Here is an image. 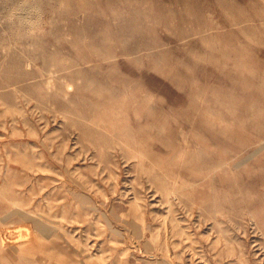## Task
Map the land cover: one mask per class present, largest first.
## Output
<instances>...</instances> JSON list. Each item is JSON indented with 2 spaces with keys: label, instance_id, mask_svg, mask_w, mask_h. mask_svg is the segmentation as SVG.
Returning <instances> with one entry per match:
<instances>
[{
  "label": "rangeland",
  "instance_id": "1",
  "mask_svg": "<svg viewBox=\"0 0 264 264\" xmlns=\"http://www.w3.org/2000/svg\"><path fill=\"white\" fill-rule=\"evenodd\" d=\"M0 264H264V0H0Z\"/></svg>",
  "mask_w": 264,
  "mask_h": 264
},
{
  "label": "bare ground",
  "instance_id": "2",
  "mask_svg": "<svg viewBox=\"0 0 264 264\" xmlns=\"http://www.w3.org/2000/svg\"><path fill=\"white\" fill-rule=\"evenodd\" d=\"M28 12L30 13V19H31L30 21H33V20H32V19L34 18V16L32 15L33 13H32L31 11H28ZM27 15H29V14H27ZM27 15H26V16H27ZM22 19H24V18L21 17V21H22ZM24 21H25V20H24ZM27 21H29V20H27ZM30 21H29V22H30ZM128 101H130V100L128 99ZM129 103H130V102H129ZM129 103H128V104H129ZM128 104H127V105H128ZM127 105H126V106H127ZM130 106H131V105H130ZM130 106H129V107H130ZM125 108H126V107H125Z\"/></svg>",
  "mask_w": 264,
  "mask_h": 264
}]
</instances>
